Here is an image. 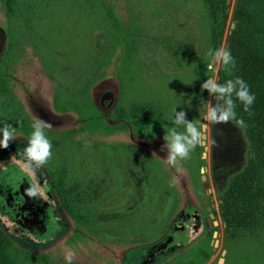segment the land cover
<instances>
[{"label":"rangeland","instance_id":"rangeland-1","mask_svg":"<svg viewBox=\"0 0 264 264\" xmlns=\"http://www.w3.org/2000/svg\"><path fill=\"white\" fill-rule=\"evenodd\" d=\"M236 1L226 0L214 33L208 0H21L14 32L4 39L0 31V122L15 130L0 149V225L20 248L49 264H66L69 250L72 264H163L211 232L204 264H264V230L230 238L220 211L223 191L247 162L245 132L233 120L204 119L224 107L202 84L221 83L226 66L213 53L230 47ZM124 44L132 50L125 61ZM82 102L113 128L67 136L83 123L64 109ZM133 106L164 120L160 137L118 124V109ZM181 112L206 125L204 145L170 165L166 137L184 131ZM38 121L51 144L42 165L23 151ZM50 175L64 184L70 214ZM26 181L47 205L41 231L19 228L17 211L1 208ZM182 210L196 217L184 220Z\"/></svg>","mask_w":264,"mask_h":264},{"label":"trees","instance_id":"trees-1","mask_svg":"<svg viewBox=\"0 0 264 264\" xmlns=\"http://www.w3.org/2000/svg\"><path fill=\"white\" fill-rule=\"evenodd\" d=\"M208 5V19L213 25V32L216 33L219 24H223L226 19V0H208ZM232 19L234 29L228 36L230 42L228 50L234 63L223 70L220 84L223 85L227 80L239 77L248 85L250 94L255 96L247 111L235 95L232 97L236 119L244 121L242 128L247 139L248 155L244 169L231 177L221 195L222 221L231 235L230 238L240 239L264 230V0H237ZM116 41H120V38L118 37ZM126 44L119 48L124 61L129 59L132 51ZM114 51L116 52V48ZM216 96L225 106L226 98L218 94ZM64 110V112L75 111L83 123L77 131L66 132L67 136L93 132L100 128L104 130L113 128L95 107L86 102L73 108L66 107ZM160 116L163 117L162 114ZM116 117L121 120L119 125L126 126L125 123H128L139 135L145 137L162 135L157 127H161L160 124L164 123V120L162 122L155 120L154 111L150 108L133 106L128 114L118 109ZM233 121L236 122L235 119ZM50 176L61 205L67 214H70L69 204L72 201L68 198L64 184L58 178L54 179L52 175ZM181 212L184 220L187 218L192 220L196 217L185 213L184 210ZM211 235V232L209 235H204L195 245L186 246L163 264H204L212 252V247L207 241V237ZM0 264L49 263L46 258L42 257L38 260L31 252L20 248L0 225Z\"/></svg>","mask_w":264,"mask_h":264},{"label":"clouds","instance_id":"clouds-1","mask_svg":"<svg viewBox=\"0 0 264 264\" xmlns=\"http://www.w3.org/2000/svg\"><path fill=\"white\" fill-rule=\"evenodd\" d=\"M213 57L225 66L234 63L231 53L227 48L215 50ZM202 88L226 98V104L222 110L212 107L208 110L207 116H205L204 119H211L212 121L219 122H227L235 119L238 125H244L243 119H236V112L234 111V101L232 97L235 95L236 99L243 104L244 110H248V108L252 105L255 96L250 94L249 87L245 81L237 77L235 79H229L221 85L213 83L212 79H209L202 84ZM183 117L184 113L181 112L177 117L176 123L179 124L183 122L184 131L179 132L173 130L166 137L167 147L169 149L166 161L170 165L175 164L178 158H187L191 149L201 142L204 135V128L206 125L197 127L192 122L184 121ZM0 123L6 124L5 128L0 129V149H4L8 147L9 140L14 137L15 130L12 129L10 131L9 129H11V125L6 122ZM44 126V122L42 121H38L33 124V130L29 137L27 146L23 150L27 160L29 162H34L36 165H42L51 155V144L43 131ZM28 167L31 169L30 166ZM26 192L29 196H36L38 189L32 187L27 189ZM73 256L74 253L71 250L65 254L64 260L66 261V264H72Z\"/></svg>","mask_w":264,"mask_h":264},{"label":"flooded vegetation","instance_id":"flooded-vegetation-1","mask_svg":"<svg viewBox=\"0 0 264 264\" xmlns=\"http://www.w3.org/2000/svg\"><path fill=\"white\" fill-rule=\"evenodd\" d=\"M20 4L21 0H0V31L2 32L4 39L11 35L10 33L14 32L15 28L18 26L17 20L19 16L17 10L18 5L20 6ZM1 27H3V29ZM8 46H10L9 41ZM13 172L16 173V171ZM22 181H25L24 177L22 178ZM26 184H29V182L26 181L25 184H21L19 186V191L12 192V196L5 195L6 205L5 207L2 205L1 208L2 210L8 209L6 213L9 212V208L17 211L14 216L16 218L14 223L19 228H27L32 232L41 231L43 230V225L40 222L46 217L45 212L47 205L43 203L39 197L27 195L26 190L32 188V186L30 185L27 187ZM3 187H6L5 184ZM11 191V187H9L7 192L11 193ZM19 195L22 197L21 202Z\"/></svg>","mask_w":264,"mask_h":264},{"label":"water","instance_id":"water-1","mask_svg":"<svg viewBox=\"0 0 264 264\" xmlns=\"http://www.w3.org/2000/svg\"><path fill=\"white\" fill-rule=\"evenodd\" d=\"M228 3H229V1H227ZM232 27H233V25H232ZM103 98L104 99H108V98H110V95L109 94H105L104 96H103ZM204 130H205V128H204ZM205 139V133H204V135H203V138H202V140H204ZM201 145H204V141H201ZM204 179V178H203Z\"/></svg>","mask_w":264,"mask_h":264}]
</instances>
